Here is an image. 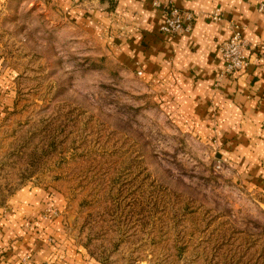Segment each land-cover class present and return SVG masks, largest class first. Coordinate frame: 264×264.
<instances>
[{"label":"rangeland","instance_id":"rangeland-1","mask_svg":"<svg viewBox=\"0 0 264 264\" xmlns=\"http://www.w3.org/2000/svg\"><path fill=\"white\" fill-rule=\"evenodd\" d=\"M62 11L7 0L0 14V208L32 192L90 264H264V145L220 158Z\"/></svg>","mask_w":264,"mask_h":264},{"label":"crops","instance_id":"crops-1","mask_svg":"<svg viewBox=\"0 0 264 264\" xmlns=\"http://www.w3.org/2000/svg\"><path fill=\"white\" fill-rule=\"evenodd\" d=\"M6 1L0 0V14ZM167 1L53 0L118 61L141 70L143 80L174 107L170 112L215 137L220 158L232 161L242 145H264V12L259 10L264 0H171L196 15L190 31L173 36L160 31ZM217 9L219 21L211 19ZM233 24L243 28L250 65L236 76H224L220 47L233 35ZM247 152L237 160L247 162ZM254 167L261 170L264 185V159ZM31 193L21 192L6 213L0 208V264H90L69 249L57 222L38 217ZM52 236L55 243H49Z\"/></svg>","mask_w":264,"mask_h":264},{"label":"built area","instance_id":"built-area-1","mask_svg":"<svg viewBox=\"0 0 264 264\" xmlns=\"http://www.w3.org/2000/svg\"><path fill=\"white\" fill-rule=\"evenodd\" d=\"M155 4L161 5V2L156 1ZM259 10L264 12V3L260 4ZM163 15L164 22L160 27V31L169 36L190 31L196 18L193 11L177 7L171 0L163 4ZM211 18L216 21L221 20V11L217 9ZM247 47L243 28L239 25L233 26V35L225 40L220 47L224 63L222 71L224 75H237L249 66L250 63L246 54ZM139 74L142 75V72L139 71Z\"/></svg>","mask_w":264,"mask_h":264}]
</instances>
